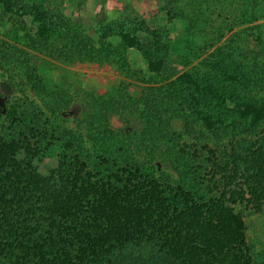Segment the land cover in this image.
<instances>
[{
  "label": "trees",
  "instance_id": "1",
  "mask_svg": "<svg viewBox=\"0 0 264 264\" xmlns=\"http://www.w3.org/2000/svg\"><path fill=\"white\" fill-rule=\"evenodd\" d=\"M135 1L124 0L123 9L138 16ZM218 1L221 9L203 11L199 0H165L163 10L172 27L181 20L192 33L212 30L221 39L236 18L254 20L263 3ZM52 2L0 0V6L29 16L36 28L26 33L27 45L54 58L110 61L130 72L127 50L135 48L150 72L160 74L167 65L169 28L152 29L138 18L137 26L119 32L116 43L107 0H67L76 10L99 8L96 39L85 32L81 15L71 18L60 7L63 0L51 8ZM20 26L15 23L14 31ZM140 30L147 41L137 35ZM215 52L209 71L188 69L165 91L144 89L141 103L154 104L140 112L133 107L144 118L137 139L110 122L122 107L114 103L134 96L97 97L80 131L57 120L71 100L47 90L35 67L27 69L33 90L45 100L26 93L0 111V264H254L238 207L264 208V99L227 103L215 72L228 74L231 56L221 47ZM156 103L182 104V111L185 103H197L205 128H230L234 138L229 146L206 142L194 152L184 149L174 154L177 176L161 172L153 147L169 138L180 144L173 119L184 114L180 107ZM55 146L57 166L42 173L38 165Z\"/></svg>",
  "mask_w": 264,
  "mask_h": 264
},
{
  "label": "rangeland",
  "instance_id": "2",
  "mask_svg": "<svg viewBox=\"0 0 264 264\" xmlns=\"http://www.w3.org/2000/svg\"><path fill=\"white\" fill-rule=\"evenodd\" d=\"M123 1L107 0L105 5L107 23L114 28V42L120 41L121 30H129L137 26L138 18L144 19L152 29L160 27L170 29L169 59L160 74L148 70L146 59L135 48L127 50L133 70L130 72L123 71L115 62H71L35 50L27 45L25 40L26 33L32 34L36 28L30 17L13 15L0 6V111L5 112V108L13 98L24 96L26 93H32L31 95L39 103H44V95L38 90H33L32 83L26 75L27 69L35 67L46 83L47 90L62 93L66 101L71 100L69 106L61 108L62 113L57 117L58 122L71 125L80 131H84L82 124L87 115L92 113L91 109L95 105L92 101L97 97L102 101H110L120 99L125 92L134 96L133 99L127 97L120 99L122 103H114L122 107L119 112L112 113L110 122L116 130L128 134L132 139H137L143 131L144 118L136 110L140 112L146 107L148 110L154 104L141 103L144 89L152 93L155 91L154 87H163L165 91L172 80L188 69L198 68L204 72L209 71L207 64L217 58L215 50L218 47H221L222 51H227L232 61L227 70L228 74H223L225 70L215 72L217 87L222 89L227 103L234 105L242 100L264 99V0L254 20L243 23L240 17L236 18L232 24H229L232 28L227 30L221 39H218L219 36H214L212 30L206 33L208 36L192 33L187 29V24L181 20H176L172 27L168 24L166 11L163 10L165 0H136L134 3L139 12L138 16L127 13L123 9ZM199 1L203 2V11L211 8L219 10L222 6L218 0ZM57 2L60 3L61 0H53L51 8L53 5L56 6ZM63 2L60 7L71 18L81 15L85 32L97 39L99 32H96L94 27V16L99 8L89 6L84 10H76L67 0ZM238 14L239 12L236 13ZM216 21L215 25L222 22L219 18ZM15 23L21 24L19 33L13 29ZM137 35L143 41H147L142 30L138 31ZM26 89L30 91L27 92ZM156 104H170L173 108L180 107L181 111L183 108L182 104L178 105V103ZM188 104H184L185 110L182 111L184 115L176 116L174 119L171 117L175 130L182 133L180 144L176 145L175 140L169 138V141H161L158 146L153 147V151L156 152L153 161L157 165V170L174 177L177 176L174 154H181L184 149L197 151L201 147L200 144L206 142H210V145L227 146L234 138V132L230 128L226 130L205 128L195 111L197 103ZM133 107L136 110H133ZM185 117L189 120L186 121ZM235 133H239L237 129ZM59 152L60 147L55 146L40 161L38 166L42 173L49 174L56 168ZM238 209L245 218L246 239L253 262L264 264V208L261 212H255L244 206H239Z\"/></svg>",
  "mask_w": 264,
  "mask_h": 264
}]
</instances>
